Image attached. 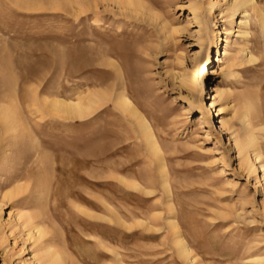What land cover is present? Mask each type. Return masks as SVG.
I'll use <instances>...</instances> for the list:
<instances>
[{
	"label": "rangeland",
	"instance_id": "1",
	"mask_svg": "<svg viewBox=\"0 0 264 264\" xmlns=\"http://www.w3.org/2000/svg\"><path fill=\"white\" fill-rule=\"evenodd\" d=\"M64 1L0 0V264H264V0Z\"/></svg>",
	"mask_w": 264,
	"mask_h": 264
},
{
	"label": "bare ground",
	"instance_id": "2",
	"mask_svg": "<svg viewBox=\"0 0 264 264\" xmlns=\"http://www.w3.org/2000/svg\"><path fill=\"white\" fill-rule=\"evenodd\" d=\"M42 0H15V4L18 5L19 7H23L24 9H38L40 7H42V3H41ZM64 1V0H63ZM248 1V0H247ZM62 2V1H61ZM59 2V3H61ZM65 2V1H64ZM56 3V2H55ZM70 3V2H69ZM68 3V4H69ZM121 3V2H120ZM49 4V3H48ZM71 4V3H70ZM65 6V5H64ZM263 20V19H262ZM262 29H263V32H264V20L262 21ZM7 55V54H6ZM5 57V56H4ZM8 57V55H7ZM9 58V57H8ZM2 62V61H1ZM4 62V61H3ZM5 64V63H4ZM7 64V63H6ZM33 68V67H32ZM0 69H1V66H0ZM7 71V70H6ZM33 71V70H31ZM29 71V72H31ZM37 71L39 70H36V74ZM1 72V71H0ZM4 73V72H3ZM5 74V73H4ZM36 76V75H35ZM12 77V76H11ZM14 77V76H13ZM38 77V76H37ZM3 79V78H2ZM16 79V78H15ZM14 80V79H13ZM197 81V80H196ZM188 82H190V84H194V80L192 78H190L188 80ZM16 83V82H14ZM14 83H11V84H14ZM24 83V82H23ZM197 83V82H196ZM15 85V84H14ZM13 86V85H12ZM14 87V86H13ZM8 89L10 90V88L8 87ZM12 89V88H11ZM12 94L14 92V88L12 89ZM11 91V90H10ZM9 91V92H10ZM31 91V90H30ZM90 92V91H89ZM87 92V93H89ZM8 93V92H7ZM6 93V94H7ZM11 95V92L9 93ZM28 94V93H27ZM25 94V95H27ZM8 95V94H7ZM6 95V96H7ZM9 95V96H10ZM8 96V97H9ZM13 96V95H12ZM17 97V96H16ZM85 96H80L78 97L76 100L72 101H62V99H57V98H54L53 100L50 101V106H51V110L54 111L55 113H61L63 115H66L68 117H83L87 112H90L91 110L95 109V105L97 103H101V97L96 94V93H89L87 94V96L85 98H83ZM7 98V97H5ZM14 98V97H13ZM31 98V97H30ZM10 99V98H9ZM119 99V102H118V107H120L121 109H123L125 112H128L129 114H131L132 116H137L136 114V111H134V106L132 105V103L130 102V100L128 98H126L122 93H120V97H118ZM13 100V99H12ZM10 99V101H12ZM16 100V99H14ZM17 101V100H16ZM20 101V100H19ZM25 101V100H24ZM28 101V100H27ZM0 102H4V101H1ZM13 102V101H12ZM7 103V102H6ZM35 103V102H33ZM17 104V103H16ZM27 104V103H26ZM18 105V104H17ZM10 106V105H8ZM16 106V105H15ZM248 106V105H246ZM95 107V108H94ZM249 108V107H248ZM248 110V109H247ZM5 111V110H4ZM3 111V112H4ZM249 111V110H248ZM244 112V111H243ZM5 114V113H4ZM245 114V113H244ZM2 115V114H1ZM248 116V115H247ZM20 117V116H19ZM2 118V117H1ZM244 118V117H243ZM18 119V118H17ZM245 119V118H244ZM4 120V119H3ZM6 120V119H5ZM20 122V120H19ZM141 122V129L144 133V136H145V139L148 143V145L150 146L151 150L153 152H158V145L156 143V139L154 137V135L151 133L150 129L148 128L147 124H145V122H143L142 120L140 121ZM248 122V121H247ZM21 123V122H20ZM8 125V124H7ZM16 125V124H15ZM250 125V124H249ZM10 126V125H9ZM21 126V125H20ZM221 126H225L224 124V121L221 120ZM249 127V126H248ZM250 128V127H249ZM26 129V128H25ZM31 136V134H30ZM248 141V142H247ZM247 145H243L244 148H246V146L250 147V146H254L255 145V140L253 138V136L249 135L248 136V140H247ZM245 150V149H244ZM257 152H256V156H257ZM39 230V234L40 233V229ZM42 230V229H41ZM44 231V229L42 230ZM38 233V232H37ZM44 233V232H43ZM38 234V235H39ZM45 234V233H44ZM176 243H179V241H177ZM180 245H183L180 243ZM179 245V246H180ZM182 247V246H180ZM183 247H185L183 245ZM182 247V248H183ZM183 248V252H181L183 255H187L189 252ZM188 253H187V252ZM54 252V251H53ZM51 253V251L49 252V256H48V263H51V264H56L58 260H60L61 262H59L60 264H64V262H62V258L60 259V255L58 253ZM60 253V252H59ZM180 253V252H179ZM63 254V253H62ZM181 254V255H182ZM185 257V256H184ZM58 263V264H59Z\"/></svg>",
	"mask_w": 264,
	"mask_h": 264
}]
</instances>
